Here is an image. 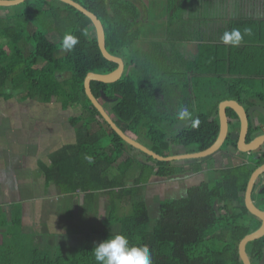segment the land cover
Segmentation results:
<instances>
[{"label":"trees","instance_id":"16d2710c","mask_svg":"<svg viewBox=\"0 0 264 264\" xmlns=\"http://www.w3.org/2000/svg\"><path fill=\"white\" fill-rule=\"evenodd\" d=\"M72 1L102 23L105 49L110 55H120L121 50L129 46L132 38L127 32V5L130 8L127 1ZM19 6L22 7L19 13L7 19L0 18V22L5 23L0 27V40L7 43L4 49L0 45V98L8 100L11 95L22 93L25 99L42 104L57 100L63 110H81L69 120L74 142L57 150L51 155L50 164L41 163L40 169L45 187L53 186L60 195L67 197L80 193L82 203L77 214L68 208L61 212L65 214L64 220L61 215L58 233H47L54 241L65 234L71 237L73 245L69 239L68 245H55L54 248L47 244L44 247L24 246L16 241L22 239L24 242L26 237L14 234L12 237L9 233L13 247L6 246L9 243L0 238V264H96L94 246L115 234L127 236L132 245H146L152 264H241L238 244L260 225L243 205L244 192L252 171L263 159L254 161V165L242 160L239 165L209 171L215 175L212 185L201 182L188 187L182 197L163 200L159 205V217L150 226L147 205L141 196L143 186L153 177L169 179L185 170L173 163L156 162L144 154L153 166L130 156L128 151L133 148L110 129L86 98L83 87L86 75L108 74L116 68V64L102 57L96 38L88 36L93 31L88 18L56 0H26ZM40 14L45 18L39 25L35 21ZM8 22L14 24L8 25ZM65 34H72L79 40L72 51L64 50L61 45ZM52 35L57 37L59 44L51 39ZM23 40L30 45L28 53L19 45ZM231 83L242 86L245 82L237 79ZM161 87L159 82L124 76L112 84L92 82L90 90L100 104L109 105L107 113L123 133L134 140L135 137L144 139L148 143L146 147L162 157L173 155L172 146H183L186 153L209 148L219 132L217 104L206 113L195 114L193 119L199 120L196 128L190 121L189 125L169 134L170 127H160L164 118L159 112L157 117L154 111L155 106H163L173 98L157 95ZM102 93L110 103L103 102ZM228 98L233 97H220ZM232 116L236 118L234 113ZM234 143L233 138L228 137L221 150ZM86 157H91L92 162ZM186 164L190 166L188 172L198 173L205 161ZM134 166L138 167V174L132 178V184L126 186L127 176L136 170ZM100 196L107 198L108 215L100 225H95L96 220L92 219L87 231L82 218L92 214ZM122 203L126 213L120 215ZM14 226L19 227V222ZM209 231L215 233L213 241L222 244L218 251L203 249ZM61 240L67 241L64 237ZM246 250L252 264H258L264 251V237L248 243Z\"/></svg>","mask_w":264,"mask_h":264},{"label":"flooded vegetation","instance_id":"af4514ba","mask_svg":"<svg viewBox=\"0 0 264 264\" xmlns=\"http://www.w3.org/2000/svg\"><path fill=\"white\" fill-rule=\"evenodd\" d=\"M125 1L130 5V8L127 5L126 17L128 37L132 41L115 56L123 63L120 79L128 76L159 82L162 87L157 95L173 96L163 106L154 107L157 117L159 112L164 118L160 127H170V134L176 128L189 125L191 120L178 119L181 107H187L194 117L217 104L218 116L221 102L234 101L246 117L243 148L264 137V0ZM234 28L244 34L239 47L226 45L221 39L226 31ZM88 36L96 38L94 29ZM117 68L116 64L115 70ZM237 79L245 83L242 86L231 83ZM222 96L233 98L220 99ZM226 117V139L232 137L235 143L221 150L222 146L216 154L223 160L241 157L249 165L263 159V164L264 141L254 151L241 152L238 146L240 120L229 108ZM172 148L186 153L183 146ZM181 163L178 166L183 169L190 167L186 162ZM210 168V165L203 167L198 173L184 171L175 177L186 182L190 177L205 176L212 171ZM252 200L258 208L264 205V173L255 182Z\"/></svg>","mask_w":264,"mask_h":264},{"label":"rangeland","instance_id":"374dc122","mask_svg":"<svg viewBox=\"0 0 264 264\" xmlns=\"http://www.w3.org/2000/svg\"><path fill=\"white\" fill-rule=\"evenodd\" d=\"M52 4L60 6V4L52 2ZM21 6H14L9 8H3L0 7V18L3 20V18L7 19L10 18V16L19 13L21 10ZM45 18L43 15H39L36 19V23L40 25V21ZM8 25L14 24L13 22H8ZM35 25L39 28L38 24ZM7 24V23H6ZM5 23L0 22V27H3ZM25 36V32L23 33V38ZM22 38V39H23ZM51 39L57 41V37L55 35H52ZM55 43H60V41H57ZM5 40H0V45H2V48L4 49ZM19 45L22 47L25 53L29 52L30 45L26 41H20ZM62 45V42H61ZM63 50V49H62ZM41 65V63L39 64ZM64 78V77H63ZM105 109L107 112H109V105L106 104ZM80 109L75 110H63L61 107V104L57 100H53L49 104H42L37 100H29L25 99L22 95V93H17L11 95L10 99L5 100L3 97L0 98V148H2L3 153L8 154L9 156L3 159V162L9 166L10 164L14 163L13 156L16 154H23L25 156V160H23V167L18 169H25L29 167V170L31 172V177L33 179L34 190L32 192V198H36L38 210L40 211L41 208L45 207V203L43 201H40V198H45L49 202H53L54 206L60 210V214L58 216L51 215L50 218H53L51 220V224H41L38 228L35 226V235L33 237H29V235H26V241H22V239H18L16 241L17 244H23L24 246H40L44 247L45 244L48 245V247L54 248L55 245H68L70 241L67 236L63 235V237L67 240L64 241L61 240L60 235L56 237L55 241L54 239L47 234L48 231L51 233H58V227L61 223V215L64 220V214L63 211L67 208L66 205L68 203V208L74 211L75 214L78 213V208L82 202L81 195H79L77 198L67 197V196H59L57 193L54 194V190L52 187L46 189L44 187V180L42 178V175L39 171L38 165L43 163L45 165L50 164V157L51 155L55 154L57 150L62 148L63 146L73 143L75 140L74 131L71 128L70 125V118L73 115H76L80 113ZM80 126V124H78ZM96 126L93 127L95 129ZM135 140L140 143L143 146H148V143L142 139L135 137ZM129 155L138 159L142 163H148V165H154V163L150 160H147L146 156L143 154H140L137 150H129ZM173 155H181L183 153V149L180 148H172ZM35 156V157H34ZM205 161L206 166H211L210 169L212 170H219L222 168L232 167L239 165L242 161L241 157L238 158H230L228 160H223L222 157L219 154H216L212 158H207ZM175 165H182L181 162L174 163ZM134 166V169H136L132 174L130 173L129 176H127V179L125 180V185L130 186L132 184V178L135 177L138 174V167ZM17 169L13 171H9V173L4 172V178L10 177L11 173L16 171ZM116 173V171H115ZM215 178L214 173L209 172L208 174L199 175L195 178H192L190 180V186L191 185H198L201 182H207L208 184H213V179ZM155 180L160 181V179L154 177ZM152 178V181L154 180ZM178 181H172V183L175 186L177 185ZM171 183V184H172ZM160 189H162V186H160L157 183L144 185L141 191V196L143 200L146 202L149 217H150V226H153L156 220L159 217V205L163 200H166V197L163 193H161ZM25 196H29L31 198V191L24 192ZM56 197V201H55ZM168 198H172V196H168ZM257 200V197H256ZM255 200V201H256ZM40 202V203H39ZM255 203V202H254ZM107 205V198L105 196H100L99 201L97 202L96 206L93 208L92 214H86L82 219L85 220V230H89L88 225L92 224V219L95 218L96 221H94L95 225H100V221L102 219H105L108 215V210L106 208ZM120 209L118 213L120 215L126 213L125 207H123V203L120 204ZM258 205V204H257ZM53 206V204H51ZM259 208L264 211V205H259ZM31 209H21L20 207H17L16 209H13L14 211H21V214L29 215L31 214ZM19 210V211H18ZM128 211V210H127ZM15 214H13L14 216ZM59 220V224L56 222V220ZM45 221V220H44ZM42 222V221H41ZM46 222V221H45ZM2 223L0 224V227L2 226ZM16 224L12 223L11 226L3 225L5 226L3 229L0 228V238H3V241H6V246L13 247V243L11 239L8 237V234L11 233V236L13 237V234L15 236H20L19 230L16 229L17 227L14 226ZM30 225V223L26 224L27 226ZM43 226V230L41 227ZM25 228V231H26ZM68 229V228H67ZM4 234V235H1ZM57 235V234H55ZM21 238V237H16ZM215 238V233L212 231H209L206 234L205 242L203 243V249H209L213 251H218L222 244L214 242L213 239ZM210 241H209V240ZM1 243V242H0ZM73 243V240L71 239V244ZM50 245V246H49ZM73 245V244H72Z\"/></svg>","mask_w":264,"mask_h":264},{"label":"water","instance_id":"95a60500","mask_svg":"<svg viewBox=\"0 0 264 264\" xmlns=\"http://www.w3.org/2000/svg\"><path fill=\"white\" fill-rule=\"evenodd\" d=\"M25 1L26 0H0V7L3 8L14 7L24 3ZM56 1L74 8L76 11L80 12L82 15H84L86 18L90 20L91 25L93 26V29L95 31L96 43L102 57L108 62L117 64L118 66L116 70L108 74L88 73L84 78L83 87H84L85 96L90 101L91 105L95 108V110L101 116L103 121L126 145L152 158L156 162H169V163L194 162V161L202 162L207 158L215 155L217 152H219V150L221 149V147L223 146L226 140L228 133V124L226 117L227 108L232 109L240 120L241 127L239 133L238 146L241 152L254 151L259 147L261 143H263L264 137H260L258 139H255L254 141H251L248 145L245 146V148H243L245 135L247 132L246 117L242 108L234 101H223L219 104L218 106L219 132L217 138L209 148L201 152L185 153L181 155L162 157L154 153L153 151L149 150L147 147L141 145L136 140L127 136L125 133L122 132L121 129H119L116 126V124L113 122V120L105 110L104 106L97 101V99L92 95L90 90V85L92 82L112 84L118 81L122 75V70H123L122 61L119 58L110 55L106 51L103 26L94 14L87 11L81 5L73 2L72 0H56ZM101 99L104 102L109 101V99L106 98L103 93L101 94ZM263 173H264V163L252 171L244 192L243 205L247 209L248 213L260 222V225L256 230L247 234L238 244V256L241 264H252L251 258L249 257V254L247 253L246 250L247 244L264 237V211L258 208L252 200V192L255 186V182L257 178L261 176ZM258 264H264V251L262 253L261 259L258 262Z\"/></svg>","mask_w":264,"mask_h":264},{"label":"crops","instance_id":"0c3cea01","mask_svg":"<svg viewBox=\"0 0 264 264\" xmlns=\"http://www.w3.org/2000/svg\"><path fill=\"white\" fill-rule=\"evenodd\" d=\"M8 156L9 155L6 153H3L2 148H0V224L3 221V224L0 228L3 229L5 227L3 225L11 226L12 223L17 225V223L19 222V227L16 229L19 230V234L22 237H25L26 235L34 236L35 235L34 227L38 225L37 227L39 228L41 224H47V225L51 224V220L53 218H50V216L51 215H54V217L58 216L60 214L59 213L60 210L54 206L53 202H49L45 198L43 199L40 198V201L41 202L43 201V203H45V207L41 208L40 211L38 210L39 208L37 206L36 198L34 199L32 198V192L34 190L35 185L33 184L34 182L31 177V172L29 170V167L25 168L24 170L18 169V168L23 167V160H25V156H23V154L21 153L14 155L12 157L14 163L7 166L3 162V159ZM174 163H177V162H173V164ZM204 167H206L205 164H204ZM38 168L41 173L40 164L38 165ZM15 169L17 170L12 172L10 177H6V178L3 177L4 172L9 173V171H13ZM187 169H184V170L187 171ZM192 178H195V177H190L188 181L190 182ZM173 180L178 181L177 185L172 186L174 185L172 183ZM188 181L185 182V180L175 177L174 179H160V181H157L155 179L152 181L151 179L148 184H153V183L159 184L160 186H162V189H160V191L161 193L164 194L166 199H173V198H178V197H182L185 195L187 188L192 186V185L191 186L187 185ZM50 187H52V189L54 190V194L57 193L59 196H61L55 187L49 186L45 188L48 189ZM29 191H31V198L29 196H25L24 194V192L27 193ZM79 195L81 194L79 193L76 196H68V197L77 198ZM169 195L172 196V198H168ZM81 198H82V195H81ZM55 201H56V197H55ZM51 204H53V206H51ZM17 207H20L21 209H24V208L30 209L32 207L30 211L31 214L30 213H28L29 215L21 214V211L19 210H18L19 212L17 211L13 212V209H16ZM66 207L68 208V203ZM68 209L72 211L73 214H75L73 210H71L70 208ZM13 214L15 215L13 216ZM56 222L59 224L58 219L56 220ZM28 223H30V225H28L26 228V224ZM25 228H26V231H25ZM41 229L43 230V226L41 227ZM48 233L50 232L48 231ZM1 235H4V234H1Z\"/></svg>","mask_w":264,"mask_h":264},{"label":"clouds","instance_id":"9594fccd","mask_svg":"<svg viewBox=\"0 0 264 264\" xmlns=\"http://www.w3.org/2000/svg\"><path fill=\"white\" fill-rule=\"evenodd\" d=\"M246 34V33H245ZM222 42L232 47H239L244 39V34L238 28L226 31L221 37ZM79 43L77 37L72 34H65L62 39V47L66 51H72ZM178 119L181 121L191 120L192 127L199 125L198 119H193L192 113L187 107H181L178 112ZM89 163L91 157H86ZM96 264H152V257L149 248L130 244L127 236L115 234L100 241L92 250Z\"/></svg>","mask_w":264,"mask_h":264}]
</instances>
